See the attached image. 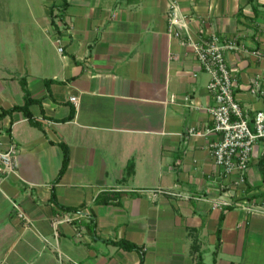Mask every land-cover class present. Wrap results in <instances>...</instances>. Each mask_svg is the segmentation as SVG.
I'll use <instances>...</instances> for the list:
<instances>
[{
	"label": "crops",
	"instance_id": "obj_1",
	"mask_svg": "<svg viewBox=\"0 0 264 264\" xmlns=\"http://www.w3.org/2000/svg\"><path fill=\"white\" fill-rule=\"evenodd\" d=\"M176 1L195 38L243 45L225 52L235 95L263 108L252 85L264 74V0ZM65 2L57 33L50 7ZM170 3L53 0L46 24L63 50L45 59L42 74L0 75V110L24 104L25 80L44 128L23 111L0 119L19 163L0 177V264H140L139 251L105 240L142 246L143 264H264V213L235 203L264 197L263 143L244 174L216 165L211 77L193 48L168 35ZM61 142L70 163L55 184ZM54 184L58 203L76 211L51 200ZM223 192L234 204L214 207Z\"/></svg>",
	"mask_w": 264,
	"mask_h": 264
},
{
	"label": "built area",
	"instance_id": "obj_2",
	"mask_svg": "<svg viewBox=\"0 0 264 264\" xmlns=\"http://www.w3.org/2000/svg\"><path fill=\"white\" fill-rule=\"evenodd\" d=\"M168 20V35L181 39L193 48L200 66L211 77L208 88L215 103L209 111L214 122L213 130L220 135L211 144L214 161L226 176L234 172L244 174L251 164L259 141L263 143L260 155L264 157V106L254 111L243 106L236 98L235 73L228 65L225 52L242 48L243 45L233 40L222 41L216 34L195 38L176 0H171ZM59 50L62 51L63 48L60 47ZM256 53L260 55L259 52ZM252 91L264 99V74L253 80ZM186 99L195 106L191 98ZM18 164L17 147L14 144L5 147L0 137V177L15 172ZM161 193L160 190L152 192L154 196ZM230 196L227 192L219 194L214 200V207L233 205L234 201ZM235 203L248 213H264V197L260 202L244 198ZM67 219L70 220V217Z\"/></svg>",
	"mask_w": 264,
	"mask_h": 264
},
{
	"label": "rangeland",
	"instance_id": "obj_3",
	"mask_svg": "<svg viewBox=\"0 0 264 264\" xmlns=\"http://www.w3.org/2000/svg\"><path fill=\"white\" fill-rule=\"evenodd\" d=\"M52 1L0 0V75L5 71L16 78L30 67L42 74L45 59L58 57L59 47L51 43L46 24Z\"/></svg>",
	"mask_w": 264,
	"mask_h": 264
},
{
	"label": "trees",
	"instance_id": "obj_4",
	"mask_svg": "<svg viewBox=\"0 0 264 264\" xmlns=\"http://www.w3.org/2000/svg\"><path fill=\"white\" fill-rule=\"evenodd\" d=\"M56 8L60 12V14L59 13L58 14H54V11H55ZM65 8H66V2H65V4L63 6L52 4L51 7H50V11H49L50 21H51L52 25L55 27V30H56L57 33H59V26L57 24L56 18L61 16V12ZM25 86H26V81L22 80V87L25 90V101H24V104H22V105H14V106H12L10 108L0 110V119L3 118L4 116L8 115V114H11L14 111H23L24 114L26 115V117L29 119V121L32 124H34L35 126L41 128V129H44L42 124L40 123V121L37 120L33 116L32 112L30 110V105L32 103H34V102L41 103V100H36V99L32 98L31 93L26 89ZM42 110H43V108H42ZM74 114H75V111H74V109H72L70 114L67 117L61 118L58 121L70 120V119H72L74 117ZM60 145H61V147L63 149L64 158H63V163H62V167H61V170L59 172V175H58V177L55 180V184L60 181L61 177L65 173V171L68 168L69 163H70V149H69L68 145L66 143H64V142H61ZM55 184L52 187L51 200L54 203H56L57 205H60L58 203V201H57V198H56ZM60 207L63 208L64 210L76 211L74 208H69V207H65V206H61V205H60ZM93 221H94L93 217H91L90 221L87 224L88 226H90V228L93 226ZM105 241L109 242V243H114L116 245H119L120 247H122V248H124L126 250H137V251H139L140 254H141L140 264H143V262H144V248L142 246H139V245H136L134 243H130V242L124 241V240H118V241L105 240ZM218 244H219V242H218Z\"/></svg>",
	"mask_w": 264,
	"mask_h": 264
}]
</instances>
